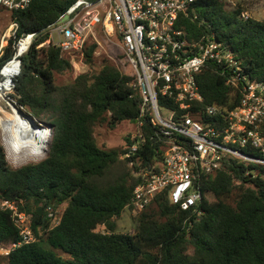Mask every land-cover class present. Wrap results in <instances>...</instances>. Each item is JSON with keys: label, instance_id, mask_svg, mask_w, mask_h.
Listing matches in <instances>:
<instances>
[{"label": "trees", "instance_id": "16d2710c", "mask_svg": "<svg viewBox=\"0 0 264 264\" xmlns=\"http://www.w3.org/2000/svg\"><path fill=\"white\" fill-rule=\"evenodd\" d=\"M74 1L31 0L26 9L11 13L19 24L17 37L36 34L21 58L13 98L45 128L51 127L52 138L43 160L20 168L9 164L0 139V202L25 214L35 236L0 255V264H264V166L226 157L221 169L201 178L200 216L173 205L167 190L139 213L128 207L141 182L136 173L160 163L163 139L150 119L142 127L137 123L142 98L134 75L107 61L96 69L95 43L81 57L94 72L57 84L58 75L73 70L71 57L59 47L39 46ZM242 12L241 4L234 7L227 0H197L179 16L177 27L190 41L213 34L232 49L252 79L264 83V21L245 19ZM13 53L11 39L1 51L0 67ZM198 84L201 107L239 106L241 88L226 84L216 64H207ZM123 122L137 126L125 149L99 147L97 127L115 129ZM137 141L135 155L124 158ZM121 156L132 166L112 183L100 184ZM126 210L134 213L131 234L117 231ZM12 212L0 206V245L20 240Z\"/></svg>", "mask_w": 264, "mask_h": 264}, {"label": "built area", "instance_id": "2783aa9c", "mask_svg": "<svg viewBox=\"0 0 264 264\" xmlns=\"http://www.w3.org/2000/svg\"><path fill=\"white\" fill-rule=\"evenodd\" d=\"M196 1L75 0L50 26L48 40L39 46H56L62 55L83 57L92 38L98 42L97 34L102 32L121 49L130 68L127 73L134 75L142 98L137 123L142 127L150 119L164 143L157 167L136 173L141 182L128 205L134 213L146 209L167 190L173 205L200 216L201 178L221 169L226 157L264 166V83L252 79L232 49L213 34L190 41L177 27L179 16ZM30 3L0 0V6L11 12L24 10ZM242 17L250 16L244 11ZM18 30L19 24L12 21L0 45L1 51L13 39L14 53L0 67V112L26 111L13 98L14 79L21 73V58L36 34L17 37ZM210 62L220 68L226 84L241 88V101L235 109L200 106L203 96L198 78ZM139 142L132 143L124 158L135 155ZM1 207L13 211L20 230L17 243L0 245V255L7 256L15 248L33 242L35 236L25 214L7 201ZM49 216L58 224L51 209Z\"/></svg>", "mask_w": 264, "mask_h": 264}, {"label": "rangeland", "instance_id": "374dc122", "mask_svg": "<svg viewBox=\"0 0 264 264\" xmlns=\"http://www.w3.org/2000/svg\"><path fill=\"white\" fill-rule=\"evenodd\" d=\"M228 3L231 6H236L238 4H241L244 7V11L248 13V15L254 19L257 20H263L264 21V0H231V2L228 1ZM11 11L0 6V45L2 42V38L9 33V29L12 23L11 18ZM234 22V17H233ZM55 39L58 40V36L55 34ZM97 40L98 42H95V40L92 38V41L89 43V45L95 43L97 45V49L95 50L94 57H95V63H96V69L99 65H101L103 62L107 61L111 63L112 65L118 67L119 69H122L125 72H130V68L126 63V60L121 58L122 51L121 49L114 43L110 42L102 32H99L97 34ZM7 45V44H6ZM6 45L4 47H6ZM2 51V50H1ZM0 51V55H1ZM72 64H73V70L69 73H66L64 75H58L56 78L57 84H67L72 82L77 75L80 73H84L87 71L94 72L92 68H90L89 65H85L84 62H82L81 57L75 56L71 57ZM16 111V110H14ZM14 111L11 110H4L3 112H0V139L2 142V145L6 152V157L9 162V164L14 168H20L22 166L31 164V163H37L41 160H43L48 153L49 144L52 138V130L51 127L48 126L45 128L46 124L42 123L41 121L36 120L35 117L31 116L30 113L27 111L23 112L25 116L30 118L32 122L35 125H38L40 128H42L43 131H46L49 135V141H48V147L46 154L42 158H31L29 157L27 160H18L15 161L16 156H13L12 153L9 152L8 148L4 144V133L3 129L1 127V121L3 119L12 117L14 114ZM13 113V114H12ZM18 113V112H17ZM41 125L43 127H41ZM137 134V126L134 123L131 122H123L119 124L115 129H109L108 127L99 126L96 129V138L97 143L99 147L110 150V149H116V150H123L125 149L126 145V138H135ZM131 167L130 165L127 166V164L124 161V158L121 156L120 160L112 166V168L109 169L106 176L98 181L100 184H109L115 181L124 171L129 169ZM2 203L0 202V206ZM65 206V205H64ZM60 207L58 210V213L60 214L63 211V207ZM134 213L126 210L121 215V217L117 221V231L119 233H127L131 234L134 232L136 228V223L133 220ZM100 231H103L104 228L100 227Z\"/></svg>", "mask_w": 264, "mask_h": 264}, {"label": "bare ground", "instance_id": "6f19581e", "mask_svg": "<svg viewBox=\"0 0 264 264\" xmlns=\"http://www.w3.org/2000/svg\"><path fill=\"white\" fill-rule=\"evenodd\" d=\"M17 112L14 111L12 117L1 121L5 146L16 156L15 161L44 157L48 147V133L35 125L30 118Z\"/></svg>", "mask_w": 264, "mask_h": 264}, {"label": "water", "instance_id": "95a60500", "mask_svg": "<svg viewBox=\"0 0 264 264\" xmlns=\"http://www.w3.org/2000/svg\"><path fill=\"white\" fill-rule=\"evenodd\" d=\"M18 113H22V112L18 111Z\"/></svg>", "mask_w": 264, "mask_h": 264}]
</instances>
